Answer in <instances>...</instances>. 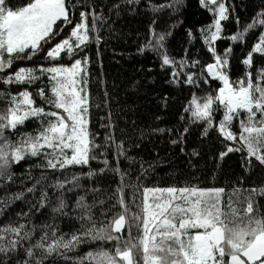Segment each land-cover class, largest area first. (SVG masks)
<instances>
[{"label":"snow or ice","instance_id":"1","mask_svg":"<svg viewBox=\"0 0 264 264\" xmlns=\"http://www.w3.org/2000/svg\"><path fill=\"white\" fill-rule=\"evenodd\" d=\"M127 2L137 3L138 0ZM199 3L212 15V22L198 29L213 57V62L207 63L201 74L205 82L210 78L220 81L221 86L215 94L202 98L193 96L185 111L191 113L193 122L207 124L204 135L208 128L216 127L224 140L238 145H226L221 158L233 151L246 150L249 158L254 157L264 165V67L254 69L253 61L256 54L264 57V10L258 12L242 31L225 36L222 21L229 19L225 0H199ZM183 4L184 0H172L168 4L152 5V10L159 12L173 8L178 11ZM74 8V0H26L19 7L11 6L10 0H0V83L30 86L37 81L42 83L44 78L48 80L34 92L27 87L16 94L0 92V98L7 100V107L0 109V178L11 180L12 164H18L26 156L43 157L45 164L42 166L55 171L86 166L96 159V149L101 145L95 142V134L89 129L92 105L87 88L88 57H77L93 41L90 33L95 31L98 17L80 11L79 21L74 22ZM90 15L93 18L91 27L88 23ZM69 26V34L61 37ZM255 29H259L256 42L241 61L246 66L244 76L233 80L229 75L232 47L218 53L215 42L227 39L244 43L245 36ZM188 34L190 39H195L191 30ZM165 35L150 29L155 43L150 39L146 46L162 57L161 67H178L180 70L171 75L179 77L188 64L186 60L177 62L162 51ZM57 37L61 38L57 40ZM46 45L51 47L45 52ZM41 52H45L44 60L48 61V66L38 64L18 67L11 74L7 72L16 61H30ZM63 56L71 63H62ZM198 63L194 61L193 65ZM186 80L189 84L194 83V74H186ZM37 98L41 103H37ZM219 111H222V118L217 123L214 114ZM30 120L39 124L34 133H20L15 142L5 135L6 131L16 133ZM234 121L239 131H233ZM107 139L115 143L111 135ZM116 148L118 157L125 154L122 143L116 144ZM104 163L108 164V161ZM113 171L120 174L121 184L109 198L115 201L112 208L119 206L120 210L110 218L106 213L102 214L106 222L101 220L98 226L92 214L93 205L86 203L82 196L76 202L79 209L76 219L81 222V227L67 239V234L56 236L58 229H54L51 237L45 231L33 242L35 226L29 229L20 223L0 225V264H8L11 254L19 249L24 250L26 259L18 260L16 264H44L54 254L68 259L66 253L85 242V238L115 242L111 250L88 253L86 259L95 264H264V213L254 195L264 196V188L249 190L243 207L238 208L236 205L240 202L232 196L224 201V188L187 184L180 187L129 185L124 183L126 173H121L119 168ZM94 174L90 171L88 176ZM78 181L79 177L73 175L67 183L78 187ZM64 186V182L59 181L55 185L58 189ZM125 188L134 189L135 211L125 200ZM34 189L35 185L27 191ZM22 197L23 193H19L15 198ZM46 198L47 194H42V200ZM41 206H44L43 202ZM66 207L60 198L54 211L63 213ZM3 210L0 208V214ZM33 249L40 250L39 256Z\"/></svg>","mask_w":264,"mask_h":264},{"label":"trees","instance_id":"2","mask_svg":"<svg viewBox=\"0 0 264 264\" xmlns=\"http://www.w3.org/2000/svg\"><path fill=\"white\" fill-rule=\"evenodd\" d=\"M25 2L26 0H10V5L19 7ZM171 2L172 0H138L137 3H128L127 0H74V22L79 21L80 11L98 17L95 20V31L90 33L93 41L79 52L77 58L88 57L87 88L92 105L89 110V129L95 134V142L101 147L96 149V159L90 160L88 165L72 166L63 171L42 166L45 164L43 157L26 156L18 164L13 163L10 168L12 179L0 178V208L4 209L0 214V225L20 223L29 229L35 226L33 242L45 231L51 237L54 229H58L56 236L67 234V239L81 227V222L76 219L79 214L76 202L83 196L86 203L93 205L92 214L99 226V221L106 222L102 214L106 213L107 218H110L120 210L119 206L112 208L115 201L109 198L121 184L120 174L113 171L116 168L127 174L124 183L129 185L180 187L187 184L201 188H224L225 202L228 196H232L240 202L236 205L238 208L243 207L249 190L264 188V165L254 157L249 158L246 150L233 151L221 158L226 145H238L224 140L216 127L208 128L207 135H204L207 124L193 122L191 113L185 111L193 96L202 98L215 94L221 82L210 78L205 82L201 74L202 68L213 62V57L203 43L198 29L212 22L211 13L201 7L199 0H184L178 11L173 8H165L159 12L152 10V5ZM225 3L229 7V19L222 21L225 36L242 31L258 12L264 10V0H225ZM88 23L91 27L92 15L89 16ZM70 28L71 26L66 28L61 37L68 35ZM150 29L166 34L162 51H166L171 59L177 62L187 61L188 67L182 69L179 77L171 75L173 71L180 70L178 67H161L162 57L146 46L150 39L155 43L150 36ZM189 30L195 39H190ZM258 33L259 29L249 32L244 43H234L227 39L215 42L218 53L232 47L229 75L233 80L244 76L246 66L241 61L256 42ZM61 37H57V40ZM95 37L99 39L96 40ZM49 47L51 45L45 46V52ZM45 52L39 53L30 61H16L7 72L11 74L18 67H33L38 64L48 66V61L44 60ZM194 61L199 63L193 65ZM253 61L254 69L264 67V57L259 54L254 55ZM61 62L71 63L66 56L62 57ZM186 74H194L195 82L187 83ZM47 83L46 78L42 83L37 81L30 86L0 83V92L5 95L16 94L26 87L34 92L37 87ZM37 103H41L39 98ZM5 107L7 100L0 98V109ZM221 118L222 111L214 114L215 122L218 123ZM38 127V122L30 120L19 127L16 133L6 131L5 135L15 142L20 133H34ZM160 129L163 131H159ZM233 131H239L235 121ZM109 135L114 138L115 143L107 139ZM174 140L178 142L172 143ZM118 143H122L126 150L119 157L116 148ZM105 160L108 164L104 163ZM90 171L95 174L88 176ZM73 175L79 177L78 187L67 183ZM42 176L44 179H41ZM38 180L40 183H37ZM58 181L64 182L63 189L55 187ZM33 185L34 191L28 192ZM133 191L132 188H125L124 196L129 207L135 211ZM19 193H23V197L16 199ZM44 193L47 198L42 200ZM254 195L264 213V196ZM60 198L67 205L63 213L54 211ZM100 201L104 203L101 204ZM45 225L52 227L45 228ZM124 235L127 237V232ZM114 243L85 238V242L66 253L68 259L54 254L44 264H95L86 259L88 253L111 250ZM25 247H28L27 243ZM33 251L39 256V249ZM23 259H26L24 250L19 249L11 254L8 264H16Z\"/></svg>","mask_w":264,"mask_h":264},{"label":"rangeland","instance_id":"3","mask_svg":"<svg viewBox=\"0 0 264 264\" xmlns=\"http://www.w3.org/2000/svg\"><path fill=\"white\" fill-rule=\"evenodd\" d=\"M223 199H224V197H223ZM225 201V200H224Z\"/></svg>","mask_w":264,"mask_h":264}]
</instances>
